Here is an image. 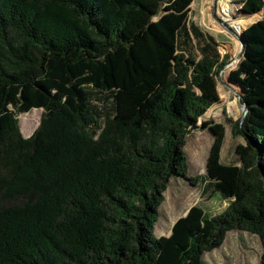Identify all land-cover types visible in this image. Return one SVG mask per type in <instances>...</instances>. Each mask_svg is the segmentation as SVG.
<instances>
[{
	"label": "trees",
	"instance_id": "trees-1",
	"mask_svg": "<svg viewBox=\"0 0 264 264\" xmlns=\"http://www.w3.org/2000/svg\"><path fill=\"white\" fill-rule=\"evenodd\" d=\"M193 1L0 0V264H203L230 231L258 236L264 264V16L241 33L218 0L240 27L230 82L246 115L232 131L245 146L223 164L224 128L210 126L205 174L190 177L186 138L217 101L196 89L221 65ZM236 4L252 16L264 0ZM174 177L227 206L197 203L156 238Z\"/></svg>",
	"mask_w": 264,
	"mask_h": 264
},
{
	"label": "rangeland",
	"instance_id": "rangeland-1",
	"mask_svg": "<svg viewBox=\"0 0 264 264\" xmlns=\"http://www.w3.org/2000/svg\"><path fill=\"white\" fill-rule=\"evenodd\" d=\"M241 0H224L227 7L226 12L234 21L241 22L242 31L252 23L264 16V6L262 10L252 16L234 17L236 4ZM233 2L234 4H229ZM218 0H194L190 4L189 18L204 35H211L216 39L219 45L221 55V65L215 75H212L210 85H206L207 90L196 92L207 94L216 98V102L205 112L198 121V126L203 122L211 123L207 128L196 129L187 136L183 151L187 157V174L190 177L202 176L205 174V164L214 141V135L210 131V126L221 125L224 128V143L221 149V162L223 164H237L236 148L245 146L241 136H234L232 127L234 123H242L245 114L244 107L239 99L238 90L230 82V75L238 68L242 60L240 54V43L238 38L234 37L224 26L231 28L234 34L239 33V25L235 22L226 21V17L217 15ZM240 33V35H241ZM240 38V36H239ZM238 45V46H237ZM101 104V103H98ZM103 104V111L109 107ZM36 110V109H35ZM30 112V111H29ZM42 109L36 114L37 123L34 130L40 123ZM21 115H17L20 132L24 137L27 133L25 128L19 123ZM31 131V132H32ZM32 132V133H33ZM32 133L29 132L30 135ZM25 138V137H24ZM28 138V137H27ZM203 183L196 186L189 185L181 178H171L164 192V202L158 208L157 221L153 234L156 238L167 237L174 222L183 216V214L193 205L200 203L204 211L212 216L220 213L226 206V202L218 194L215 196L211 190L203 194ZM262 245L258 236L241 232L230 231L226 234L223 244L210 252L204 253L202 257L203 264H261Z\"/></svg>",
	"mask_w": 264,
	"mask_h": 264
},
{
	"label": "water",
	"instance_id": "water-1",
	"mask_svg": "<svg viewBox=\"0 0 264 264\" xmlns=\"http://www.w3.org/2000/svg\"><path fill=\"white\" fill-rule=\"evenodd\" d=\"M217 0H214V2H216ZM224 28H226L233 36H235L236 38H238V40H239V43H240V46H241V48H240V54H242V50H243V46H242V43H241V40H240V38H239V36H236L235 34H234V32H233V30H231V28H228V27H226V26H224ZM243 105V107H244V114L246 115V108H245V105L244 104H242ZM17 118V117H16Z\"/></svg>",
	"mask_w": 264,
	"mask_h": 264
},
{
	"label": "crops",
	"instance_id": "crops-1",
	"mask_svg": "<svg viewBox=\"0 0 264 264\" xmlns=\"http://www.w3.org/2000/svg\"><path fill=\"white\" fill-rule=\"evenodd\" d=\"M28 135H30V134H26L24 137H25V138H27V137H29ZM187 211H188V210H187ZM187 211H186V212H187ZM186 212L183 214V216L186 214ZM170 233H171V230H169V232H168L167 236H169V235H170Z\"/></svg>",
	"mask_w": 264,
	"mask_h": 264
}]
</instances>
